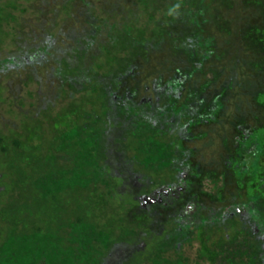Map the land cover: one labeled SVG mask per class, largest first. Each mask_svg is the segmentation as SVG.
<instances>
[{
  "label": "trees",
  "instance_id": "obj_1",
  "mask_svg": "<svg viewBox=\"0 0 264 264\" xmlns=\"http://www.w3.org/2000/svg\"><path fill=\"white\" fill-rule=\"evenodd\" d=\"M43 1L31 4L42 5L36 11L42 27L35 31L44 29V35L31 31L28 36L33 41L25 40L30 52L7 54L0 60L1 73L38 66L44 74L53 70V83L46 78L42 84L33 71L24 86L40 82L41 88L46 84L57 95L38 109L35 118L24 115L18 131L4 134L0 130V166L4 164L0 172L9 179L0 193V264H107L110 253L120 248L132 256L142 231L153 230L155 217L160 224L150 241L152 250L138 261L132 258L133 264H264V218L259 219L264 216V205L260 201L251 216L243 206H236L201 220L196 215L199 206L190 202L165 224L161 223L164 209L152 203L170 197L176 204L191 185H200L202 191L206 187L191 178L198 176L191 160L195 154L181 142L199 139L198 130L201 134L214 122L210 111L202 115L197 108L204 101L199 90L187 87L213 53L215 38L205 28L218 18L214 4L206 0ZM242 3L253 4L255 12L264 16V0ZM16 7L11 1L0 4V49L9 36L3 25L17 21L8 10ZM47 10L53 14L50 24L45 19ZM104 33L106 39L100 40ZM18 34L17 48L23 43V33ZM157 54H165L169 67L177 71L170 80L160 81L169 89L159 86L164 95L157 94L158 101L153 103L146 96L145 81ZM45 63H52L48 70ZM183 64L192 69L185 70ZM242 76L237 80L230 76L222 83L221 101L234 95L235 88L249 86L246 80H252ZM260 78L253 76L252 85ZM185 91L188 107L179 108L176 96ZM27 94L36 101L42 99L41 93ZM249 95L247 107L251 109L252 103L264 106V93L251 89ZM14 103L24 107L21 99ZM244 114V118L236 115L234 121L243 124ZM113 116L129 120L133 127L116 135L124 147L118 151L109 148L105 135L117 120ZM233 128L238 147L225 137L223 148L241 147V155L247 154L245 138H239L243 127ZM256 131L264 139V127ZM248 157L239 160L245 162ZM183 170L190 171L185 174ZM134 177L142 183L144 202L131 198L126 204L115 188L121 179ZM209 183L218 191L221 180ZM157 209L162 212L159 216ZM195 244L194 258L186 256Z\"/></svg>",
  "mask_w": 264,
  "mask_h": 264
},
{
  "label": "rangeland",
  "instance_id": "obj_2",
  "mask_svg": "<svg viewBox=\"0 0 264 264\" xmlns=\"http://www.w3.org/2000/svg\"><path fill=\"white\" fill-rule=\"evenodd\" d=\"M6 1L16 2L17 7L15 10H7L17 17V21H15V23L3 25V30L8 32L9 36L4 38V43L0 49V60L3 57L14 56V54L22 56L30 52V43L25 40L32 42L33 40L29 38L28 34L42 27H40L38 23L40 21L38 18L42 17H39L36 12L42 5L38 4L36 8L34 4H31L33 0H0V4L4 5ZM46 1L47 0H45V2ZM48 1L52 3L55 2L54 0ZM206 2L210 4L213 3L218 14L216 21L210 22L205 28V33L208 32L207 35L210 34L215 38V44H213L211 48L213 53L210 61L204 65L203 71L199 75H196V77L187 84V87L199 90V95L204 101L199 103L200 106L198 105L197 108L200 107L199 112L202 113V115L206 110L210 111L209 116L212 117L211 120L214 119V122H211L212 125H210V127H204L201 134H199L200 131L198 130L197 136L199 139L192 140L189 143L187 141L181 142V146L193 150L195 154V158L191 160L196 165L195 169L198 176L191 178L195 179L197 184L206 183V187L202 191L200 185H196V187L191 185L190 190L180 194L176 204H172L173 200H171L170 197L154 199L152 203L157 204L156 208L164 209L165 212V215L162 217V224L170 221L173 214L178 211L180 207H185L190 202L196 207L197 205L199 206L196 215L200 220L214 217L224 207L236 206H243L244 212L246 211L247 213H245L251 216L252 213H255L256 205L259 206L260 202L264 205V139H261L256 134V130H262L264 127V106L262 107L252 103L251 109L247 107L248 103L250 104L251 102V97L249 95L251 89L257 92V94L261 92L264 93V16L255 12L253 4H243V0H227L223 1L221 4L217 2L214 3L215 1L213 0H206ZM49 12L50 10H47L48 16H46L45 19L47 23L50 24L52 19H49L52 18L53 14ZM57 22L62 23L60 26L65 27L63 21L59 20ZM70 25V22L68 24L66 22V26ZM179 29L180 27L176 30L179 31ZM42 31L44 32L45 30L41 29L35 32L39 35ZM19 32L23 33L21 41L23 40V43L26 42V44L23 45L22 43L21 46L17 48V42L14 41V39H16V37L19 38ZM180 32L183 34L182 31ZM106 37L107 35L104 33L102 37H100V40L106 39ZM39 39L40 38L36 39V41L40 42ZM59 40L60 38L58 37V42ZM19 44L18 42L17 45ZM167 58L165 54H161L160 56L157 54L154 55L151 60L152 69L149 70L150 77L146 79L145 85L147 86L146 96H148L153 103L158 101L157 94L161 93V96L164 95V92L159 91V86L169 89L167 88V84L161 85L162 81L165 82L170 80L177 71L169 67L170 65L167 62ZM140 63L142 62L140 61ZM51 64L52 63L44 64L46 65V70L51 67H49ZM40 67L43 70V67ZM40 67H26L21 70L19 68H10L5 73L0 72V130L4 134H8L9 130L18 131L25 116L35 118L38 114V109L41 108L42 105L45 106V104L56 98V89L52 91V87L46 84L41 88L46 78L48 82H54L55 76L52 75L53 70L51 71V69H49L50 72H46L45 70V72L49 74H44L43 71L41 72ZM181 67L187 71L192 69L188 64H183ZM33 71L39 80L42 78V84L40 82L35 84L30 82L29 86L25 87L24 84L29 82L27 74ZM245 71L247 72V76H245ZM234 75L236 80L237 78L241 79L243 77L242 75H244V79L250 78L253 82L255 81L253 76H260L261 78L257 85H252V81L245 79L251 88H249V86L246 87V85L242 89L235 88L236 93L234 95L228 100L221 101V97H218V92L222 83L227 81L230 76ZM212 79L213 83L208 85ZM218 80L219 82H217ZM29 91L33 92L35 96L37 93H41L40 96H42V99L36 101V97H30L27 94ZM176 97H180L177 99L179 102L175 101V104L178 103L177 107H188L186 106V91L182 96ZM19 99L23 101V108L14 103ZM217 103H220V105H216ZM256 106L258 108H256ZM54 107L56 109L58 108L57 105ZM238 108L240 109L239 113ZM243 113H245L244 116H246L243 124L235 122V116L243 117ZM113 118L117 120H114L115 122L111 121L112 124H110L105 135L107 136L108 144H110L109 148L118 151L119 148L123 149L124 147L120 144L119 140H116V135L121 131L129 130L132 125H130L129 120L120 121L117 117L113 116ZM161 121L162 120H159L158 122L160 123ZM235 125L243 127L240 130L241 134L239 138H245L243 147L248 146L246 151L247 154L241 155L243 151L242 148H236L238 147L239 140L236 141L234 138L235 134L232 133V129L235 130L233 127L236 128ZM225 137H228V140H230L229 144H234L236 146V150L233 148V151H229L223 148ZM252 137H254L253 139L256 138L259 143L254 142ZM233 138L235 141H233ZM249 154L251 155L249 156ZM245 155H247V157L249 156L248 160H245V162L239 160L245 157ZM253 156L254 160L251 158ZM3 167L4 164H1L0 168ZM2 171L3 170L0 172V193L9 180L8 176L4 175ZM189 171L183 170L182 173L188 174ZM211 180H221L218 191L213 190L212 185L209 183ZM142 187V183L139 182L138 178L134 177L129 180L121 179V181L117 183L115 192L119 200H123L126 204L131 198L137 199L135 202L140 204L144 202L141 196L142 194L140 193ZM178 189L181 190L180 188ZM205 191L208 192L209 196L206 195L207 193H204ZM159 192L160 190H157L155 194L157 195ZM137 193H139V196H137ZM175 196L176 195H172L171 197L175 199ZM144 204L139 206H144ZM158 209L156 210V214L159 216L161 211H158ZM262 218H264V216L259 217L260 220H262ZM152 219L153 230L147 228L142 231V238L136 244V252L131 256L130 253L124 252L123 248L117 249L110 253L107 264H133L135 260L133 259V261H131L132 258H137L136 261H138L140 258H143L142 255L147 253L146 251H151L152 245L150 241L154 235L157 234L156 227L160 224V221L157 220L156 217ZM262 230L264 229L262 228ZM196 248L197 245L195 244L194 248L188 249L186 251V256L194 258ZM112 257H114L113 260Z\"/></svg>",
  "mask_w": 264,
  "mask_h": 264
}]
</instances>
